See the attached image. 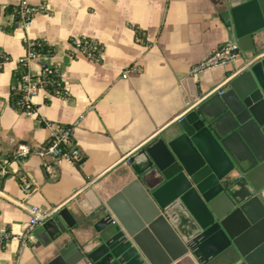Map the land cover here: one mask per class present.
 Returning a JSON list of instances; mask_svg holds the SVG:
<instances>
[{
    "label": "crops",
    "instance_id": "obj_1",
    "mask_svg": "<svg viewBox=\"0 0 264 264\" xmlns=\"http://www.w3.org/2000/svg\"><path fill=\"white\" fill-rule=\"evenodd\" d=\"M21 1L0 0V48L10 57L0 67V167L6 170L0 175V230L11 234L0 248V264L16 259L58 264L36 239L23 245L28 208L54 213L68 207L89 214L93 194L108 199L134 180L131 159L149 143L172 136L189 111L222 91L247 63L242 55L234 65L190 75L231 38L222 18L227 0H28L45 3L48 10L34 16L29 30L15 27ZM137 30L147 46L137 41ZM83 37L104 47L101 63L71 54L70 41ZM37 40L53 46L55 54L33 60L30 72L38 76L44 65H59L68 96L44 89L33 99V113H21L10 103L19 85L17 61L27 54L25 42ZM256 57H264V51ZM81 115L74 132L81 166L61 159L57 175L48 177L34 153L49 135L40 118L70 125ZM19 146L31 154L17 156ZM177 264L197 262L189 255Z\"/></svg>",
    "mask_w": 264,
    "mask_h": 264
},
{
    "label": "water",
    "instance_id": "obj_2",
    "mask_svg": "<svg viewBox=\"0 0 264 264\" xmlns=\"http://www.w3.org/2000/svg\"><path fill=\"white\" fill-rule=\"evenodd\" d=\"M222 18L246 63L264 51V0H227ZM130 165L135 179L108 199L93 194L92 212L65 207L34 231L58 264H177L189 255L264 264V57Z\"/></svg>",
    "mask_w": 264,
    "mask_h": 264
},
{
    "label": "built area",
    "instance_id": "obj_3",
    "mask_svg": "<svg viewBox=\"0 0 264 264\" xmlns=\"http://www.w3.org/2000/svg\"><path fill=\"white\" fill-rule=\"evenodd\" d=\"M47 5L45 3L32 4L28 0H22L16 8V15L18 19L15 21V27L29 30L31 27L32 20L37 13H47ZM72 52L77 56L81 55L90 62L100 63L102 60L103 53L101 52V44L90 38H76L71 44ZM32 41H28L27 54L17 61L18 63L26 62L28 65V72L18 85V89L23 92L24 103L28 107L33 108V99L44 90L46 74L52 70L54 66L60 67L59 65L49 66L44 65L41 73L37 76L30 72L29 66L33 60L40 57H50L48 55H36L33 50ZM0 55L3 56L5 63L10 61V57L4 53ZM243 55L242 49L239 43L235 39H230L224 45L217 48L211 55L197 63L191 68L190 75L192 77H197L200 74L210 71L217 67H225L228 65H234L238 59ZM263 57H256L251 59L250 63ZM246 66V67H247ZM134 71H139L138 68L133 67ZM129 70H125L123 77L127 78ZM65 88V87H64ZM219 92V91H218ZM33 113V112H32ZM84 116L81 115L74 123L70 125H56L48 121L45 117L40 118L39 123L44 126L49 132L48 140L44 146L34 151L41 159V166L45 174L54 178L58 173V163L61 159H66L72 165L81 166L83 157L79 148L74 144V132L75 129L80 125ZM31 154V150L26 146H19L17 149V156L26 157ZM5 167H0V175H5ZM29 183H25L24 187L28 189ZM29 222L25 227V231L22 234L23 245L28 242H33L36 238L34 236V231L45 221H47L53 212H44L37 206H31L28 208ZM11 239V234L8 231L0 230V248H3ZM13 264H20V260L16 259Z\"/></svg>",
    "mask_w": 264,
    "mask_h": 264
},
{
    "label": "trees",
    "instance_id": "obj_4",
    "mask_svg": "<svg viewBox=\"0 0 264 264\" xmlns=\"http://www.w3.org/2000/svg\"><path fill=\"white\" fill-rule=\"evenodd\" d=\"M17 8V7H16ZM15 15H16V9H15ZM18 19L16 15V20ZM137 34V41L142 43L144 46H147V43L145 41L144 36L140 33V31H136ZM74 41L71 40L70 44H72ZM33 43V52L36 55H48L53 56L55 54V48L51 45H49L45 41L37 40L32 41ZM25 45L28 50V41L25 42ZM1 54H4L5 52L0 48ZM73 56L76 54L72 51H70ZM101 52H104V47L101 45ZM102 60L100 61V63ZM5 64V60L2 55H0V67H2ZM16 69V77H17V84L20 83L24 75L28 72V65L26 62L18 63ZM46 83L44 89L49 93L51 96H57L61 98H66L68 96V93L66 89L64 88V77H63V71L61 67L54 66L51 71H49L46 76L44 77ZM11 106L18 110L21 113L27 112L32 113L33 108L28 107L23 100V92L18 89V86L16 85L15 88H13L11 93V99H10Z\"/></svg>",
    "mask_w": 264,
    "mask_h": 264
}]
</instances>
